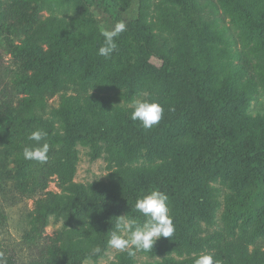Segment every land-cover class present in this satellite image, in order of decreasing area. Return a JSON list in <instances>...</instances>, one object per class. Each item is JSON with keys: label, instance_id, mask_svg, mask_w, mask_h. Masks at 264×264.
<instances>
[{"label": "trees", "instance_id": "16d2710c", "mask_svg": "<svg viewBox=\"0 0 264 264\" xmlns=\"http://www.w3.org/2000/svg\"><path fill=\"white\" fill-rule=\"evenodd\" d=\"M146 1L0 0V264L95 261L122 213L143 222L135 202L152 189L168 195L175 226L146 252L163 256L154 264H193L203 252L214 264H264V114L248 109L264 87V0H162L158 22L138 11L111 57L98 55L90 6L119 21ZM70 4L84 9L79 26L40 13ZM140 91L164 109L151 129L112 103ZM36 129L48 133L44 163L23 156ZM78 144L93 158L108 146L119 179L75 182ZM27 200L14 236L9 210Z\"/></svg>", "mask_w": 264, "mask_h": 264}, {"label": "clouds", "instance_id": "9594fccd", "mask_svg": "<svg viewBox=\"0 0 264 264\" xmlns=\"http://www.w3.org/2000/svg\"><path fill=\"white\" fill-rule=\"evenodd\" d=\"M127 30L124 21H117L110 29L102 28L103 44L98 49V55L110 58L117 49L116 37ZM132 111L130 118L139 121L145 129H151L163 118V106L156 100L141 94L131 103ZM48 133L43 129H36L30 132L28 140L35 142L25 146L23 156L27 160H35L44 163L48 159L50 145L47 142ZM168 195L160 190L152 189L135 202V209L144 220L141 223L137 218L121 215L118 217L115 230L110 233L108 245L114 250L134 255V251L149 252L154 243L160 238L173 236L175 226L169 207ZM101 249L95 247L93 254L99 253ZM193 264H214V255L211 252H203L196 255Z\"/></svg>", "mask_w": 264, "mask_h": 264}, {"label": "rangeland", "instance_id": "374dc122", "mask_svg": "<svg viewBox=\"0 0 264 264\" xmlns=\"http://www.w3.org/2000/svg\"><path fill=\"white\" fill-rule=\"evenodd\" d=\"M162 0H148L146 1V6L139 9V6L136 4H133L131 7V10L129 12L122 13L119 21H124L125 19L136 16L137 12L140 11L142 15L145 16L147 20H157V13H158V4ZM92 9L93 14L96 17L98 26L102 28H108L110 29L117 21L113 19L109 13L103 12L99 9H95L93 6H90ZM144 10V14H143ZM40 13H42L45 16L49 15H55L58 18L65 19L64 21L72 26H79L80 21L79 18L85 14L84 9L82 7L75 6L73 4H70L68 6L60 7V8H54L51 10L50 7H44ZM158 22V21H156ZM226 26L232 27L231 30H233V23L229 22L228 19L224 22ZM235 38L238 41L237 48L241 47V43L239 42L238 35L235 34ZM100 94H107L106 92H101ZM141 94L145 95L146 91H140L134 96V99H136ZM56 98H53V102L56 101ZM126 102L127 100H120V101H114L113 106L114 108L119 103L122 106L131 108V103L134 100ZM112 109V108H111ZM249 112L253 115L257 114H264V87L259 86L257 92L254 95V98L251 100L250 105L248 107ZM111 111V110H110ZM87 116V115H86ZM90 118L93 119V117L90 115ZM78 149V158L76 162V170L74 173L73 180L75 182L84 184L86 186L90 184H95L99 182H115L119 179V172L117 171L119 168L121 169L122 166H119L116 164V161L112 158V154L110 151V148L107 146L105 148L104 146L99 151V155L97 157L93 158L94 151L89 145H77ZM106 149V150H105ZM118 172V175L117 173ZM122 174V172H120ZM218 187L221 188V192L218 195V200L222 202V204L217 208L216 212V219L217 221H220L222 226L224 225L225 219L223 220V213L225 211V206L223 204L224 202V196L225 192L227 191L226 188L220 184H217ZM48 189L52 191H58L57 187L55 186V182L51 181L49 183ZM32 209V201L27 200L24 202L20 208L15 207L10 212V221L8 229L11 234L14 236H18L19 228H21L22 223L19 219V213L21 211L26 212V210ZM122 215H125V213H122ZM135 218V217H132ZM52 220V219H51ZM140 221V220H139ZM141 222V221H140ZM226 226V225H225ZM214 228V227H212ZM211 228V229H212ZM229 238H232L233 235L229 232V229H226ZM248 230H251L250 228ZM53 231V226L49 225L46 228V232L48 234H51ZM86 233V231L82 232ZM264 249V247H263ZM134 251V255H129L127 251H117L112 249L111 247H108L105 254L98 258L97 260H86L84 264H123V258L129 261L128 257H130V261L127 264H154L157 260H162L163 256H151L150 254L142 251ZM175 258L181 259L182 257L176 254H172ZM164 259V258H163Z\"/></svg>", "mask_w": 264, "mask_h": 264}]
</instances>
